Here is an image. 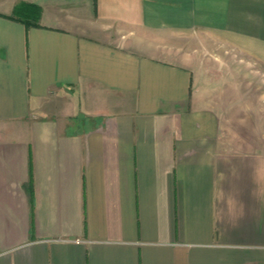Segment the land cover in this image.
Listing matches in <instances>:
<instances>
[{"label": "crops", "instance_id": "obj_1", "mask_svg": "<svg viewBox=\"0 0 264 264\" xmlns=\"http://www.w3.org/2000/svg\"><path fill=\"white\" fill-rule=\"evenodd\" d=\"M93 4L0 0V264H264V0Z\"/></svg>", "mask_w": 264, "mask_h": 264}, {"label": "trees", "instance_id": "obj_2", "mask_svg": "<svg viewBox=\"0 0 264 264\" xmlns=\"http://www.w3.org/2000/svg\"><path fill=\"white\" fill-rule=\"evenodd\" d=\"M97 0H94V6L96 7ZM42 8L35 3L20 2L13 11L14 18H17L24 22L27 26L32 24H38L41 15Z\"/></svg>", "mask_w": 264, "mask_h": 264}]
</instances>
